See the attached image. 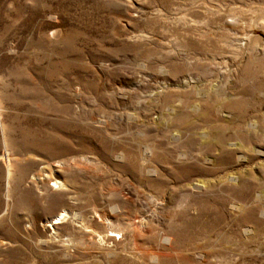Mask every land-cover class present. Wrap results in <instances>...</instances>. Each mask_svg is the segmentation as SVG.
Instances as JSON below:
<instances>
[{"label":"rangeland","instance_id":"rangeland-1","mask_svg":"<svg viewBox=\"0 0 264 264\" xmlns=\"http://www.w3.org/2000/svg\"><path fill=\"white\" fill-rule=\"evenodd\" d=\"M263 45L264 0H0V264H264Z\"/></svg>","mask_w":264,"mask_h":264},{"label":"bare ground","instance_id":"bare-ground-1","mask_svg":"<svg viewBox=\"0 0 264 264\" xmlns=\"http://www.w3.org/2000/svg\"><path fill=\"white\" fill-rule=\"evenodd\" d=\"M228 19L229 20H227L226 22H224V26L223 27H221V29H223L225 32H227V33H232V32H234L235 30V28H236V23H238V20L235 18V15H233V14H230V16H228ZM233 34V33H232ZM245 39L247 38V39H251V38H253L254 37V34H249V33H247V34H245ZM236 40H238V38H233L231 41H230V44H233L232 43V41H236ZM240 41V40H239ZM239 44V43H238ZM243 45V44H242ZM264 46V45H263ZM243 47V46H242ZM238 48H241V44H239V45H237V49ZM185 83H188L187 81H184ZM250 130H253V131H255V129L257 128V126L255 125V123L253 122V123H249V127H248ZM250 141H254V139H252V140H250ZM246 143H249V140H246L245 141ZM6 143V142H5ZM7 144H5V146H6ZM8 154V153H7ZM5 156V155H4ZM2 158V157H1ZM3 159V158H2ZM8 161H9V164H8V166L10 167L11 166V164H12V160H11V158L10 159H8ZM59 162H57L56 161V163H53L52 165H51V167H52V169L51 170H53L54 171V167H59ZM8 167V171L7 172H9V174H10V168ZM61 182V181H60ZM56 184L58 185L59 184V182L57 181L56 182ZM61 215V214H60ZM62 219V216H56V217H54L51 221H50V224L52 225V226H54L55 224H58L59 222H60V220ZM94 220L95 221H97V222H99V221H104V222H108L109 221V218L107 217V216H105V215H102V216H100V215H96L95 216V218H94ZM135 230V229H134ZM97 230L94 228H91L90 227V229L89 230H87L85 233H84V235H83V237L84 238H86V239H88V240H92V239H94V237H95V235L97 234ZM110 232H112V236H115V231L114 230H111ZM165 241H170V238L169 237H165ZM156 254V253H155ZM155 254H153V257L155 258Z\"/></svg>","mask_w":264,"mask_h":264}]
</instances>
